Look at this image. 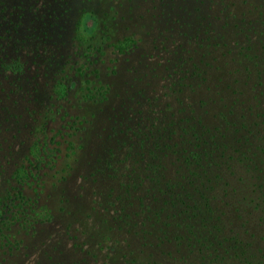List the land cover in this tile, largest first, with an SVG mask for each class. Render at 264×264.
Wrapping results in <instances>:
<instances>
[{
	"label": "rangeland",
	"instance_id": "1",
	"mask_svg": "<svg viewBox=\"0 0 264 264\" xmlns=\"http://www.w3.org/2000/svg\"><path fill=\"white\" fill-rule=\"evenodd\" d=\"M229 2L236 16L230 23L238 25L237 19H245L248 29L239 34L236 46L242 41L264 44L259 25L264 24V0ZM65 4L69 8L50 16L57 27L49 30V38L35 39L32 31L25 34L27 38L10 33L0 44L2 61L20 54L26 62L19 75L5 74L0 66V185L10 189L14 198L21 191L29 200L25 208L35 203L30 210L36 209L38 219L53 218L36 231L17 219L14 224L0 225V264H33L38 253L32 249L40 247L46 237L54 240L53 245L59 243L62 252L52 258L60 264H180L176 256L197 262L201 255L207 261L214 254L228 257L236 250L241 264H264V214L254 207L249 183L238 184L231 177L218 194L223 204L218 211L222 205L225 213L217 223L220 230L213 234L212 213L193 215L202 207L193 198L184 218L188 229L193 225L196 230L187 244L176 247L181 242L176 240V197H194L211 186L204 175L188 177L187 171L185 180H176L175 155L170 148L176 120L194 126L190 131H196L201 140H217L224 123L223 104L230 99V90L224 86L228 80L221 79L219 70L213 71L204 76L207 85H193L194 91L184 89L192 104L178 116L173 113L186 106L176 105V40L186 47L183 60L194 61L189 59L194 41L176 36V0H66ZM219 9L213 10V16L220 15ZM36 15L33 18L38 19ZM39 27L38 20L21 26ZM216 41L221 52L232 48H224L219 38ZM40 43L44 48L37 46ZM197 43L202 48L207 44ZM32 49L34 57L29 55ZM220 62L218 58L213 65ZM214 72L218 81L211 80ZM194 96L206 103H197ZM214 114L219 117L212 121ZM200 115L209 125L195 124ZM246 123L256 126L250 118ZM258 127L252 133L247 128L240 132L250 142L237 154L245 152L239 163L253 174L250 164L260 161L258 137L264 134L262 126ZM148 143L157 152L154 158ZM152 161L163 172L158 181L142 168ZM236 169L242 171L240 166ZM213 171L207 170V178ZM111 174L114 179L108 177ZM127 185L129 191L138 193H129ZM156 218L154 227L160 230L144 232ZM112 224L120 227L121 235L105 242L102 234ZM6 233L13 236L9 245L2 239ZM202 235L206 245L200 242ZM15 244L23 250L16 253ZM45 250L51 252L52 244ZM140 250L154 254L134 261L132 252L142 255Z\"/></svg>",
	"mask_w": 264,
	"mask_h": 264
},
{
	"label": "trees",
	"instance_id": "2",
	"mask_svg": "<svg viewBox=\"0 0 264 264\" xmlns=\"http://www.w3.org/2000/svg\"><path fill=\"white\" fill-rule=\"evenodd\" d=\"M64 1L66 2V0H0V44L3 40L10 38V33L14 34L15 37L19 35L26 37L25 34L28 35V32L32 31L35 34V39L42 40L49 38V30H52V27H57V24L53 25L50 16L56 14L58 9L65 8V6L69 8V5L65 4ZM232 4L233 3H230L229 0H176V36L183 35L190 39L187 41L193 40L194 48L191 53L199 57L194 58L193 55H190L189 59L194 61L185 62L186 60H183L181 56L186 51V47L176 40V105L185 104L186 106L177 109L176 112L173 113L178 116L181 112H184L186 108L191 106L190 104H192V102L189 101V99H192L191 95L187 93L184 94V89H189L190 87V89L194 91L195 88L193 85H207L206 77H208V73H212L213 71L218 72V70L221 75L223 73L221 79L228 80V83L225 82V89L230 90V99L223 104V111L225 113L221 116V119L224 123L220 137L217 140L210 142L201 140L200 135L196 131H190V128L193 129L194 126L189 128L188 123L184 125L180 124V121L183 120H176V136L170 143L172 147L169 145L173 150L172 153L175 155L176 180H185L183 173L187 171V173H189L188 177L204 175L206 182H211L210 188L205 189L208 191L200 190L198 193L194 194V197L183 195L181 198L176 197V240H181V242L176 243V247L181 243L187 244V238L189 235H193L194 230H196L193 225L189 226L188 229V222L184 218L189 212V200L193 198H196L202 204L201 209H196L197 212L193 215L198 216L201 214L204 216L206 213H212L213 234L215 235V233L220 230L217 223L222 220L225 213L223 210L224 206H222V198L219 199L218 194L220 195V193H222L220 190L223 186L229 184L225 179L227 180L230 177L232 178V182L238 184L244 180L249 183L254 196L252 198L254 207H257V209L264 214V134L259 133L260 137H258L261 143L258 146V153L256 155L260 161L249 160V163L252 161L250 166L256 174L251 173L248 170L249 168H246V170L242 169L239 162L244 158L243 155L245 152L237 156L241 151L240 148L242 146L246 147L250 142L248 136H243L244 134L240 133L242 130L247 128L248 130H246V132L252 133V130H259L258 125L260 124L264 131V44H262L261 40L256 44L242 41L243 44L236 46L240 38L239 34L248 29L245 27V19H237L238 25L230 23L233 18L236 19L233 13L234 9H232L234 5L232 6ZM215 8H217V10L219 9L220 15L213 16V10ZM64 10L66 9H63V15ZM35 12L40 14L41 17L38 18ZM34 15H36L38 19L33 18ZM215 17L218 18L216 22H214ZM166 18L167 15L161 18L159 22L162 23ZM259 18L260 16H258L257 19ZM36 20H38L40 24L38 29L21 28L25 23L28 24ZM259 25L261 36L264 38V24L262 23ZM144 26H146L148 30L151 28L147 22H145ZM158 29H160V26ZM164 30L171 32V34L173 32L171 29L167 28H164ZM216 38L221 39L224 48H232H229L227 52L219 51L220 49L216 44V42H218ZM232 38H236V41L232 42ZM200 41L206 42L207 44L208 42L210 43L208 45L206 44L207 46L204 44L202 48V46L197 43ZM226 41L231 43L228 45ZM37 46L43 47L41 43ZM39 50H37V56H41ZM33 51L34 49H32L30 51L31 54H29L32 57H34ZM206 57H209L210 61L205 62L204 60ZM218 58L221 59V62L214 66L213 63L217 61ZM25 64L26 62L23 61L20 54L12 55L8 62L0 59V66H3L4 69L2 72L5 74L12 73L19 75L24 71L23 65ZM191 79L192 81L190 82ZM211 80H219L218 77L215 76V72L211 75ZM196 81H198V83H195ZM194 97L198 98L197 103H206L204 98ZM238 105H240V108H237ZM201 109L202 112V106ZM192 112L194 111L192 110ZM218 117L219 115L214 114L211 117L213 119L212 121L218 119ZM150 118L152 119L153 117ZM249 118L256 126L246 125ZM243 119H247L245 123ZM186 121L188 122L189 120ZM195 121V124L202 128L205 124L209 125L207 124L208 121H205L201 115ZM214 125L215 123L210 124V126ZM186 133L190 135L188 139L185 136ZM183 144L186 146L183 147ZM142 146L144 148L145 144ZM147 147L150 150L149 152L154 154L152 155L154 158L157 153L156 150L152 149L149 143ZM228 152H230V154ZM2 166L3 162L0 159V168H2ZM238 166H240L242 171L236 169ZM158 167L159 166L152 161V164L148 163L146 166L143 165L142 168L145 172L152 174L153 180L158 181L163 177V172L159 170ZM209 168L214 170V174L212 177L210 176L207 178L205 173ZM0 176L2 177L1 170ZM116 176L118 179L123 180L117 173ZM108 177L114 179L115 176L111 174ZM147 177L149 178L150 176ZM3 182H5L4 179ZM2 184L0 185V225L4 223L14 224V220L17 219L21 224H24L26 221V223L32 226V229L36 231L37 226H48L52 222L53 218L50 217L38 219L36 209L32 208L30 210L32 206L34 207L35 203L25 208L29 200H25V198L21 196V191H19L14 198V193H11V190L3 187ZM129 188V185H127V191H129ZM136 188L135 186L133 189ZM256 191L258 195L254 194ZM132 192H134V194L138 193L135 190L129 191V193ZM223 196H225L224 193ZM130 197L132 198L131 194ZM220 204L222 205L218 211ZM160 209L163 210V208ZM28 210H30L31 213H25ZM158 212L156 213L157 217ZM166 219L167 217H164V220ZM157 220L156 218L153 223L142 230H144V232H151L152 228H155L154 226ZM157 229L160 230L159 227L155 228V230ZM8 230L10 229L8 228ZM119 230L120 227L112 224V226L102 234L103 237H105L104 241L119 239L121 235ZM2 237L5 244H11L10 238L13 237L12 234L6 233ZM154 237L157 239L160 238L159 235ZM202 240H206V237L203 235L200 236V242L205 244ZM53 242V239H48V237H46L41 242L40 247L32 249L38 253L36 258L31 257L34 259V261L32 260L33 264H60L54 261L52 257L53 254H61L62 249H60L59 243L53 245ZM50 244H52V253L45 250V246ZM14 247L17 248L15 250L17 251L16 253L23 250L19 244H15ZM25 247L26 245L24 248ZM9 249H12V247H9ZM138 253L142 255H137L132 252L134 261H136V259L143 260L147 256L151 257L154 254L148 250H140ZM238 253L237 250L229 252L228 257L214 254V257L207 261L206 257L201 255L198 257L197 262L180 255L176 256V262L178 261L180 264H241L239 260L240 253ZM257 260H255V262H257ZM155 262L157 261L155 260Z\"/></svg>",
	"mask_w": 264,
	"mask_h": 264
}]
</instances>
